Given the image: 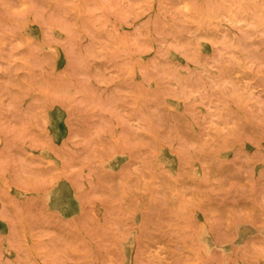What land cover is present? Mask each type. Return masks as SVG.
Returning <instances> with one entry per match:
<instances>
[{
    "label": "rangeland",
    "instance_id": "rangeland-1",
    "mask_svg": "<svg viewBox=\"0 0 264 264\" xmlns=\"http://www.w3.org/2000/svg\"><path fill=\"white\" fill-rule=\"evenodd\" d=\"M0 264H264V0H0Z\"/></svg>",
    "mask_w": 264,
    "mask_h": 264
}]
</instances>
